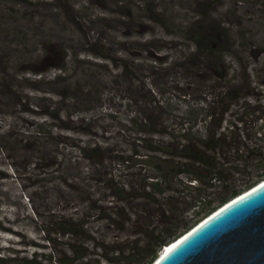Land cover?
Returning <instances> with one entry per match:
<instances>
[{
    "label": "rangeland",
    "instance_id": "rangeland-1",
    "mask_svg": "<svg viewBox=\"0 0 264 264\" xmlns=\"http://www.w3.org/2000/svg\"><path fill=\"white\" fill-rule=\"evenodd\" d=\"M196 32L229 43L223 79L204 68ZM263 48L264 0H0V247L48 253L47 237L67 241L56 225L70 218L110 254L137 237L153 209L108 207L115 187L146 185V138L158 135L138 124L197 120L202 129L231 102L219 92L232 74L246 94L231 112L261 105ZM250 120L235 122L240 135ZM106 208L122 221L124 209L134 225L98 221Z\"/></svg>",
    "mask_w": 264,
    "mask_h": 264
},
{
    "label": "trees",
    "instance_id": "trees-1",
    "mask_svg": "<svg viewBox=\"0 0 264 264\" xmlns=\"http://www.w3.org/2000/svg\"><path fill=\"white\" fill-rule=\"evenodd\" d=\"M219 36V33L200 35L196 32L193 39L198 40V51L204 54V68L209 74L217 72L223 79L222 72L226 77L227 70L232 67L225 61L229 43ZM259 56H263L260 59L264 63V48ZM245 77L250 87L252 72L251 76L245 72ZM224 88L219 96L230 98L231 102L218 113L207 115L209 121L202 124V129L197 120L188 123L184 120L178 129L169 124L163 129L155 122L138 124L140 133L158 135L156 139L146 138V176L142 179H146V185L142 184L138 189H131L128 184L115 187L111 195L115 202L108 207L114 209L116 202L126 201L127 204L137 200L153 209L149 207L154 212L151 215L154 221L146 225V229L143 225L136 229L137 237L114 242L115 248L110 254L96 231L70 218L56 225L57 233L67 241L58 242L47 237L49 252L33 251L29 256L0 247V264H151L164 246L231 198L264 180V103L252 105L245 101L239 110L231 112L233 104L245 97V89L240 91L241 85L234 74ZM249 116L253 120L240 135L235 122L247 124L243 119ZM148 118L153 120L152 116ZM44 127L45 124L40 134L46 132ZM229 162L232 164L227 166ZM234 182L240 185L236 186ZM108 208L101 210L95 218L98 221L113 220L114 223L108 222V225L122 230L136 221L132 214L128 215L121 208L125 219L119 218L122 216L117 210L118 222L113 213L108 214ZM0 230L6 231L3 227ZM92 256H99V259H92Z\"/></svg>",
    "mask_w": 264,
    "mask_h": 264
},
{
    "label": "water",
    "instance_id": "water-1",
    "mask_svg": "<svg viewBox=\"0 0 264 264\" xmlns=\"http://www.w3.org/2000/svg\"><path fill=\"white\" fill-rule=\"evenodd\" d=\"M167 245L151 264H264V180Z\"/></svg>",
    "mask_w": 264,
    "mask_h": 264
},
{
    "label": "clouds",
    "instance_id": "clouds-1",
    "mask_svg": "<svg viewBox=\"0 0 264 264\" xmlns=\"http://www.w3.org/2000/svg\"><path fill=\"white\" fill-rule=\"evenodd\" d=\"M168 247H169V246H168ZM163 248H164V247H163ZM164 249H167V247H166V248H164ZM162 250H163V249H162ZM160 254H161V253H160ZM160 254H159V255H160Z\"/></svg>",
    "mask_w": 264,
    "mask_h": 264
},
{
    "label": "bare ground",
    "instance_id": "bare-ground-1",
    "mask_svg": "<svg viewBox=\"0 0 264 264\" xmlns=\"http://www.w3.org/2000/svg\"><path fill=\"white\" fill-rule=\"evenodd\" d=\"M170 246H171V245H170ZM166 247H168V245H167Z\"/></svg>",
    "mask_w": 264,
    "mask_h": 264
}]
</instances>
